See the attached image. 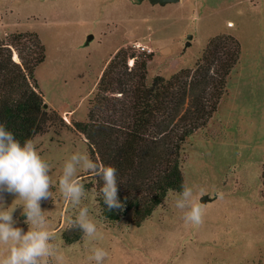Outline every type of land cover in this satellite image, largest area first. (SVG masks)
Returning a JSON list of instances; mask_svg holds the SVG:
<instances>
[{
    "label": "rangeland",
    "instance_id": "1",
    "mask_svg": "<svg viewBox=\"0 0 264 264\" xmlns=\"http://www.w3.org/2000/svg\"><path fill=\"white\" fill-rule=\"evenodd\" d=\"M12 31L36 32L45 47L34 75L47 108L59 118L31 139L54 181L70 153L89 154L72 121L86 119L102 70L120 47L153 52L150 80L193 67L211 37L233 35L240 55L227 92L183 149L185 184L204 210L202 224H185L175 207L177 191H169L140 225L132 222L133 210L108 223L95 189L86 186L88 172L79 173L85 187L80 206L88 207L100 239L65 242L62 233L78 208L56 185L53 199L41 207L66 264H88L93 246L107 251L104 264H264V0H0V37ZM0 195L5 209L17 206L14 227L26 232L18 196ZM204 195L209 200L201 201Z\"/></svg>",
    "mask_w": 264,
    "mask_h": 264
},
{
    "label": "trees",
    "instance_id": "2",
    "mask_svg": "<svg viewBox=\"0 0 264 264\" xmlns=\"http://www.w3.org/2000/svg\"><path fill=\"white\" fill-rule=\"evenodd\" d=\"M239 55L240 43L233 35L217 34L193 67L180 68L169 77L155 74L150 80L147 68L153 52L120 47L111 56L86 119L72 121L84 135L91 158L117 169L122 210H107L99 195V177L90 174L86 184L95 189L105 221L114 223L133 210L132 222L140 225L169 191H181L184 143L215 113ZM44 57L45 47L36 32L12 31L0 37V124L21 144L59 118L56 110L44 107L34 75ZM62 235L70 243L82 232L73 227Z\"/></svg>",
    "mask_w": 264,
    "mask_h": 264
},
{
    "label": "clouds",
    "instance_id": "3",
    "mask_svg": "<svg viewBox=\"0 0 264 264\" xmlns=\"http://www.w3.org/2000/svg\"><path fill=\"white\" fill-rule=\"evenodd\" d=\"M80 172H88L100 178L99 195L107 210H122L124 204L118 198L117 169L93 160L86 152L74 151L64 160L58 181L51 175V167L37 150L32 139L23 144L11 131L0 124V194H16L24 223L25 232L14 227L13 212L16 207L5 209L0 195V264H66L64 254L53 241L55 233L50 230L48 218L41 204L53 199L51 191L57 186L61 197L78 208L74 218L67 221L68 228H78L82 239L89 241L101 238L96 222L89 209L80 206L85 196V187L79 178ZM175 207L182 212L185 224L199 226L203 223L204 210L197 201L192 187L181 185L175 199ZM107 251L93 246L87 256L88 264H104Z\"/></svg>",
    "mask_w": 264,
    "mask_h": 264
},
{
    "label": "water",
    "instance_id": "4",
    "mask_svg": "<svg viewBox=\"0 0 264 264\" xmlns=\"http://www.w3.org/2000/svg\"><path fill=\"white\" fill-rule=\"evenodd\" d=\"M151 3H159V4H166V3H169V2H175V1H178V0H149ZM89 37H91V36H89ZM188 38H191V34H189L188 36H187ZM189 40H187L186 41V45H188L189 44ZM44 107H47V103L46 102H44ZM201 201H203V202H205V201H207V200H209V196L208 195H204V196H202L201 197V199H200Z\"/></svg>",
    "mask_w": 264,
    "mask_h": 264
},
{
    "label": "bare ground",
    "instance_id": "5",
    "mask_svg": "<svg viewBox=\"0 0 264 264\" xmlns=\"http://www.w3.org/2000/svg\"><path fill=\"white\" fill-rule=\"evenodd\" d=\"M229 24H231V22H228V25H229ZM13 57H14V59H16V60L18 59L17 56H16V54H14Z\"/></svg>",
    "mask_w": 264,
    "mask_h": 264
}]
</instances>
